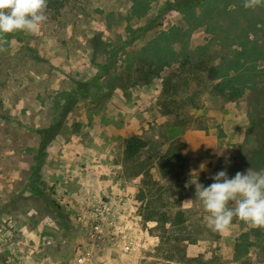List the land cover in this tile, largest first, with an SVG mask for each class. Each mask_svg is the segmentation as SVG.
Returning a JSON list of instances; mask_svg holds the SVG:
<instances>
[{
  "label": "rangeland",
  "instance_id": "rangeland-1",
  "mask_svg": "<svg viewBox=\"0 0 264 264\" xmlns=\"http://www.w3.org/2000/svg\"><path fill=\"white\" fill-rule=\"evenodd\" d=\"M243 3L47 0L38 32L4 34L0 264H264V229L210 230L190 183L258 171L264 5ZM179 136L188 164L162 178Z\"/></svg>",
  "mask_w": 264,
  "mask_h": 264
},
{
  "label": "clouds",
  "instance_id": "clouds-1",
  "mask_svg": "<svg viewBox=\"0 0 264 264\" xmlns=\"http://www.w3.org/2000/svg\"><path fill=\"white\" fill-rule=\"evenodd\" d=\"M264 0H244L243 7L256 9ZM47 0H0V52L6 51L8 41L4 34L17 31L36 33L47 20ZM209 186L191 180L195 185V200H199L208 215L204 216L206 227L218 233L227 231L238 218L253 228L264 229V169H248L246 174L237 172L229 179L225 170L211 176ZM186 187L189 185L186 184ZM187 200L185 204H191ZM232 207H229V204Z\"/></svg>",
  "mask_w": 264,
  "mask_h": 264
},
{
  "label": "trees",
  "instance_id": "trees-1",
  "mask_svg": "<svg viewBox=\"0 0 264 264\" xmlns=\"http://www.w3.org/2000/svg\"><path fill=\"white\" fill-rule=\"evenodd\" d=\"M59 2L63 6L66 0H48ZM199 69L207 70L209 77L215 79L219 76V68L216 65H210L208 62H199ZM226 86L221 87V91L226 93ZM234 92V89H231ZM227 94V93H226ZM254 129L260 137V144L249 154L247 160L250 168H255L260 171L264 169V116L260 117V121L252 120ZM148 145V142L138 135H132L126 139L125 153L128 157H136ZM185 147V137L179 136L173 139L167 147L165 153L161 155L153 164L156 172L162 178L169 176L182 175L184 168L188 164V159L183 153ZM168 220V219H167ZM180 262H185L186 256L171 257Z\"/></svg>",
  "mask_w": 264,
  "mask_h": 264
},
{
  "label": "crops",
  "instance_id": "crops-1",
  "mask_svg": "<svg viewBox=\"0 0 264 264\" xmlns=\"http://www.w3.org/2000/svg\"><path fill=\"white\" fill-rule=\"evenodd\" d=\"M250 35H251L250 36L251 38H253V36H255L252 32H250ZM263 38H264V36H263Z\"/></svg>",
  "mask_w": 264,
  "mask_h": 264
},
{
  "label": "built area",
  "instance_id": "built-area-1",
  "mask_svg": "<svg viewBox=\"0 0 264 264\" xmlns=\"http://www.w3.org/2000/svg\"><path fill=\"white\" fill-rule=\"evenodd\" d=\"M100 227V225H97V228H99Z\"/></svg>",
  "mask_w": 264,
  "mask_h": 264
}]
</instances>
